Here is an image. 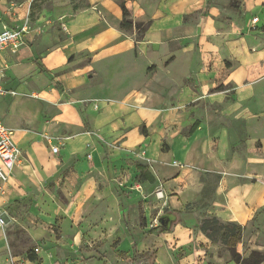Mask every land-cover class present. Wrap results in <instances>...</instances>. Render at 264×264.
Returning <instances> with one entry per match:
<instances>
[{"label":"crops","instance_id":"crops-1","mask_svg":"<svg viewBox=\"0 0 264 264\" xmlns=\"http://www.w3.org/2000/svg\"><path fill=\"white\" fill-rule=\"evenodd\" d=\"M239 1L240 15L264 5ZM120 2L141 35L120 29ZM218 3L0 0V31L25 28L17 50L0 49L16 92L0 95V119L20 148L0 184V264H236L199 230L202 209H186L214 173L219 220L244 233L264 210L260 19ZM155 212L177 221L161 230Z\"/></svg>","mask_w":264,"mask_h":264},{"label":"rangeland","instance_id":"rangeland-1","mask_svg":"<svg viewBox=\"0 0 264 264\" xmlns=\"http://www.w3.org/2000/svg\"><path fill=\"white\" fill-rule=\"evenodd\" d=\"M218 2H219L218 4L221 5V11L223 14L224 13L226 14L229 11H231L234 13V15L241 17V19L245 23L249 24V21L253 15L258 16L260 22L257 24V29L253 30V34H256V36H258L261 39V41L264 42V5L262 6L260 5L252 12H249L247 14L242 13V15H240V11L237 8L240 2L239 0H218ZM202 178L205 180V191L203 192V196H200V198H198V200L194 202L198 210L202 209L200 210V213L202 214V218L200 219L201 221L205 216L206 217L216 216L215 214L210 213V209H211L210 205L213 197L212 193L214 190V186L217 182L216 177L212 173H205L204 176H202ZM219 200H221V198ZM219 213L221 217L220 219L221 222L234 223V220L226 211L224 210L219 211ZM151 217H152L151 223L160 224L156 212ZM17 229L20 230V234L18 235L19 238L18 244L23 246L25 245V243H27L28 238L25 232L21 228H17ZM219 234L220 232L216 234L215 237H219ZM236 246H237L236 248L237 251L243 257L247 256L252 249H257L261 251L264 257V210L258 212L256 217L254 218V222L249 225L248 229L244 233L242 232L240 243H237ZM219 251L221 252L222 256H224V259L230 258L226 246L221 245Z\"/></svg>","mask_w":264,"mask_h":264},{"label":"trees","instance_id":"trees-1","mask_svg":"<svg viewBox=\"0 0 264 264\" xmlns=\"http://www.w3.org/2000/svg\"><path fill=\"white\" fill-rule=\"evenodd\" d=\"M122 12L121 20L119 23V27L122 30H131L132 28H135L136 32L138 34H142L146 27L147 23L146 22H141V21H133L131 18L129 10L126 8L124 3L120 2L119 4ZM74 9L77 8L76 5L73 6ZM223 86L220 84L216 85L214 89L218 90L221 89ZM142 131H145L142 129ZM138 171H139V176L140 179L142 180H148L149 182H153L154 178L153 176L149 173V171L145 168V166L139 164L137 165ZM216 179L219 177L217 174L212 173ZM205 191V187L202 191ZM193 203H187L186 204V209L193 208L194 206ZM161 230H167V227L159 224L158 225ZM244 226L241 224H238L236 222L234 223H224L221 222L217 217L211 216V217H204L202 221L199 224V230L206 236L208 237L212 242L218 243L220 245L226 246L230 260L234 261L236 264H262L264 263V257L263 253L259 250L252 249L249 254L245 257H243L236 249V245L238 242L241 240L242 232H243ZM22 231V230H21ZM15 232L17 234H20V230L15 228ZM219 234V237H215L216 234ZM34 251H30L27 249L25 251V256L26 258L30 260H34L36 257L34 255Z\"/></svg>","mask_w":264,"mask_h":264},{"label":"built area","instance_id":"built-area-1","mask_svg":"<svg viewBox=\"0 0 264 264\" xmlns=\"http://www.w3.org/2000/svg\"><path fill=\"white\" fill-rule=\"evenodd\" d=\"M258 21V17L254 16L251 19V24L255 26ZM24 27L19 28H7L4 27L0 31V49H10L12 51L17 50L23 44ZM10 93L16 94L14 90H7L2 86V75L0 74V95ZM51 150L55 152L56 146H52ZM20 155V148L16 145L13 139V130L6 126L0 119V184L7 181L10 173L17 163ZM90 156L89 154L87 155ZM158 197L162 196L160 188L156 190ZM5 216L0 209V226L4 225ZM38 248H34V252H37ZM12 264H23L20 260H15L14 257H10Z\"/></svg>","mask_w":264,"mask_h":264},{"label":"water","instance_id":"water-1","mask_svg":"<svg viewBox=\"0 0 264 264\" xmlns=\"http://www.w3.org/2000/svg\"><path fill=\"white\" fill-rule=\"evenodd\" d=\"M158 221L160 222L161 225L169 228L177 221V217L176 216L170 217L169 215H161L158 218Z\"/></svg>","mask_w":264,"mask_h":264}]
</instances>
